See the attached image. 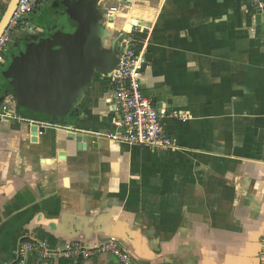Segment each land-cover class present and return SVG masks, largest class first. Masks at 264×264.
<instances>
[{
    "label": "crops",
    "instance_id": "crops-1",
    "mask_svg": "<svg viewBox=\"0 0 264 264\" xmlns=\"http://www.w3.org/2000/svg\"><path fill=\"white\" fill-rule=\"evenodd\" d=\"M9 1L0 0V21ZM88 4L106 15L103 48L134 37L145 52L142 91L166 112L176 148L101 137L117 117L103 73L84 88L78 117L46 127L18 109L14 94L3 97L10 89L4 80L0 264H20L27 236L52 249L112 240L136 264H263L264 15L240 0H60L53 17L77 26L73 16L89 14ZM111 8H118L113 22ZM34 21L30 14L27 23ZM21 38L2 55L9 65ZM71 132L81 137L72 139ZM23 264L119 263L100 254L88 260L31 255Z\"/></svg>",
    "mask_w": 264,
    "mask_h": 264
},
{
    "label": "water",
    "instance_id": "water-1",
    "mask_svg": "<svg viewBox=\"0 0 264 264\" xmlns=\"http://www.w3.org/2000/svg\"><path fill=\"white\" fill-rule=\"evenodd\" d=\"M18 1H9L0 21V37ZM59 2L34 0L31 14L35 21L28 23L21 33L18 53L1 74L0 90L5 89L4 80H9L10 89L4 90L3 97L14 94L22 113L39 117L44 122L66 123L71 117H78L80 109L77 105L83 99L84 88L95 75L114 68L119 50L116 47L105 49L99 43L104 27L101 21L106 15L96 12L93 5L88 4L91 5L90 13L82 18L73 16L78 24L73 26L70 20L53 17L52 11ZM69 134L72 139L81 137L74 132ZM262 261L264 264V257Z\"/></svg>",
    "mask_w": 264,
    "mask_h": 264
},
{
    "label": "built area",
    "instance_id": "built-area-1",
    "mask_svg": "<svg viewBox=\"0 0 264 264\" xmlns=\"http://www.w3.org/2000/svg\"><path fill=\"white\" fill-rule=\"evenodd\" d=\"M250 5L258 14L264 15V0H240ZM34 0H19L15 12L0 37V58L13 45L17 35L27 29V20L33 11ZM118 8H111L107 16L113 22ZM118 48L117 63L114 68L103 74L110 78L113 86L111 109L117 114L114 130L102 138L128 146H141L150 150H171L176 148L175 141L166 133L165 111H158L152 101L142 91L141 70L148 64L145 52L136 48L134 37L121 40ZM7 108V107H6ZM174 117L185 119L183 114ZM42 127L49 122H40ZM100 254L112 255L119 264H136L128 252L115 241H109L95 247L81 242L67 243L61 249H52L45 240L35 236L25 237L17 253L18 262L23 264L31 255L42 259L65 258L88 260Z\"/></svg>",
    "mask_w": 264,
    "mask_h": 264
},
{
    "label": "rangeland",
    "instance_id": "rangeland-1",
    "mask_svg": "<svg viewBox=\"0 0 264 264\" xmlns=\"http://www.w3.org/2000/svg\"><path fill=\"white\" fill-rule=\"evenodd\" d=\"M59 19H61V17H59ZM10 48L11 49H14L15 46L14 45H10ZM0 64H1V67H2V70L3 71L9 66V64L7 63V61L5 59H3L2 57L0 58Z\"/></svg>",
    "mask_w": 264,
    "mask_h": 264
}]
</instances>
